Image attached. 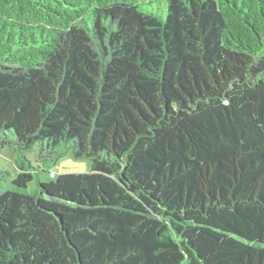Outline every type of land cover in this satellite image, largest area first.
I'll list each match as a JSON object with an SVG mask.
<instances>
[{
    "label": "trees",
    "instance_id": "trees-1",
    "mask_svg": "<svg viewBox=\"0 0 264 264\" xmlns=\"http://www.w3.org/2000/svg\"><path fill=\"white\" fill-rule=\"evenodd\" d=\"M7 147L0 264H264V0H0Z\"/></svg>",
    "mask_w": 264,
    "mask_h": 264
},
{
    "label": "rangeland",
    "instance_id": "rangeland-1",
    "mask_svg": "<svg viewBox=\"0 0 264 264\" xmlns=\"http://www.w3.org/2000/svg\"><path fill=\"white\" fill-rule=\"evenodd\" d=\"M33 167L38 169L39 176L28 184V188L24 192L35 194L37 190V180L51 181L50 172H54L56 176L68 173H86L92 169L90 160H77L71 155H67L56 163H48L45 166L37 161L35 155H31ZM15 151L12 148H4L0 150V192L11 190L14 188L13 180L18 176L19 171L14 163Z\"/></svg>",
    "mask_w": 264,
    "mask_h": 264
},
{
    "label": "built area",
    "instance_id": "built-area-1",
    "mask_svg": "<svg viewBox=\"0 0 264 264\" xmlns=\"http://www.w3.org/2000/svg\"><path fill=\"white\" fill-rule=\"evenodd\" d=\"M50 176H51V177H54V176H55V174H54V173H51V174H50Z\"/></svg>",
    "mask_w": 264,
    "mask_h": 264
}]
</instances>
